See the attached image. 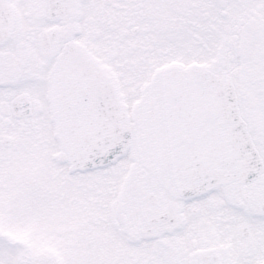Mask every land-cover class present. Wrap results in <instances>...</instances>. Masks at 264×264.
Here are the masks:
<instances>
[{
  "label": "snow or ice",
  "instance_id": "6c2138e0",
  "mask_svg": "<svg viewBox=\"0 0 264 264\" xmlns=\"http://www.w3.org/2000/svg\"><path fill=\"white\" fill-rule=\"evenodd\" d=\"M0 264H264V0H0Z\"/></svg>",
  "mask_w": 264,
  "mask_h": 264
}]
</instances>
